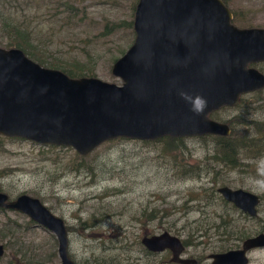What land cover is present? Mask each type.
Listing matches in <instances>:
<instances>
[{
    "label": "rangeland",
    "instance_id": "obj_1",
    "mask_svg": "<svg viewBox=\"0 0 264 264\" xmlns=\"http://www.w3.org/2000/svg\"><path fill=\"white\" fill-rule=\"evenodd\" d=\"M225 1L239 17L235 26L264 29V0ZM138 2L0 0V48L7 49L6 31L16 25L31 32L48 62L77 64L120 86L111 67L134 41ZM254 67L264 73V63ZM243 98L210 117L223 123L240 118L252 126L237 121L236 131H251L255 139V127L264 125V90ZM181 139L172 152L157 141L112 140L86 156L76 172L69 169L77 157L70 148L0 137V192L11 199L37 198L61 218L74 264H147L135 261L141 256L136 235L143 228L192 234L196 248L190 252L201 264H212L207 260L211 254L236 250L264 233V155L242 160L250 167L234 170L213 160V139ZM186 170H193L191 176ZM224 186L262 198L258 218L231 211L218 193ZM225 220L229 227L218 229ZM0 245L5 251L0 264H61L55 236L14 211L0 213ZM248 257L250 264H264V248L251 250Z\"/></svg>",
    "mask_w": 264,
    "mask_h": 264
},
{
    "label": "water",
    "instance_id": "obj_2",
    "mask_svg": "<svg viewBox=\"0 0 264 264\" xmlns=\"http://www.w3.org/2000/svg\"><path fill=\"white\" fill-rule=\"evenodd\" d=\"M233 20L223 0H139L134 41L111 67L120 86L95 77L72 79L20 49L0 48V136L70 148L81 157L116 139L229 137L230 125L210 116L264 90V73L254 67L264 63V29H242ZM181 91L208 101L203 115L191 111ZM218 193L250 217L258 216L256 194L229 187ZM0 208L53 234L60 263L74 264L64 221L40 200L22 194L8 202L0 193ZM143 245L153 252L178 247L176 262L197 264L179 259L184 247L169 233L146 238ZM257 248H264V233L245 240L242 249L210 258L213 264H249L248 252ZM4 253L0 245V258Z\"/></svg>",
    "mask_w": 264,
    "mask_h": 264
},
{
    "label": "trees",
    "instance_id": "obj_3",
    "mask_svg": "<svg viewBox=\"0 0 264 264\" xmlns=\"http://www.w3.org/2000/svg\"><path fill=\"white\" fill-rule=\"evenodd\" d=\"M224 2L226 3L225 0ZM234 19H237L239 21V17L237 16V14H234ZM6 33L7 36L5 40L6 41L5 47L7 49L16 48L22 50L29 59L33 60L42 67L46 66L49 69L59 70L63 72L65 75L69 76L70 78L95 77L93 72L89 71L87 68L79 67L77 64L73 66H68V65H58V63H54L52 61L48 62L46 60V57L42 54V52L33 44L31 38L32 34L27 30H24L16 25H10L8 26V30L6 31ZM243 97L241 98L240 103L244 102ZM237 121L238 123H241V125L248 124L247 122L241 120L240 118H235L234 120L228 122V124L232 129V133L229 137H220V136L208 137L214 140L215 156L213 157V160L218 164H223L234 170H237L241 167L249 168L250 166L248 164L245 163L242 164V160L246 161L248 159H255L257 155L261 154L260 153L261 151H264V146L256 145L255 139L251 137L253 136L252 134H249L248 132L245 131L241 133H238L236 131V125H238L236 124ZM248 125L252 126L250 124ZM7 139L13 140L14 138H7ZM157 142L165 144L164 149H166V152H172L179 148L178 145L180 143L182 144V139L166 137L157 140ZM44 147L54 148L51 146H44ZM244 153H248V156L247 155L244 156L245 155ZM76 156L77 157L69 165L70 167L69 169L70 170L74 169V171L79 172L80 169L84 167L82 161L84 160L85 157H80L79 155ZM192 172L193 170H186V175L191 176ZM212 198L213 197H210L209 199ZM153 219L154 218H151L150 220ZM228 227H229V223H227V221L225 220L223 221V224L221 226H218L217 228L227 229ZM245 237L246 236L243 235L242 237H239V239L243 240L245 239Z\"/></svg>",
    "mask_w": 264,
    "mask_h": 264
},
{
    "label": "flooded vegetation",
    "instance_id": "obj_4",
    "mask_svg": "<svg viewBox=\"0 0 264 264\" xmlns=\"http://www.w3.org/2000/svg\"><path fill=\"white\" fill-rule=\"evenodd\" d=\"M261 91H263V90H261ZM258 92H260V91H258ZM255 93H257V92H255ZM253 126H256V124H254ZM254 130L255 131L254 132L252 131V132L255 134L254 137H255L256 145L264 146V125H263L262 128H256L255 127ZM245 132H248L249 134H252L251 131H245ZM201 138H204V137H201ZM260 153H261V157H262L264 155V151H261ZM259 157H260V155L256 156V158H259ZM219 195L221 196L224 204L227 205V207L231 211L243 213V215L248 216L249 218H254V219L258 218L259 212H258V216L257 217H250L248 214H246L243 211H241L240 209H238L234 204L226 201L222 197L221 194H219ZM14 200L15 199H11L8 196V202H11V201H14ZM262 202H263V200H262V198H260V204H259L258 208L262 205ZM5 211H7V209L0 208V213H4ZM23 216H25V215H23ZM142 231H144V232H142ZM142 231H141L143 233L142 235H136V239H138V241H136V245L139 246L140 253H141V256L139 255L140 258H136V259H138V260H135L136 262H139V261H142V260H146L147 264H182V263L176 262V260H175L176 259V252L178 250V247H175L174 249L167 248V249H165L164 251H161V252H153V251L149 250L148 248H146V246L143 245V240L146 239V238H151V237H155V236H160V235H162L164 233H169L171 236L179 238L181 240V243H182L183 247H184L182 253L179 255V259H182V260H194V261L197 262V264H201L202 261L199 260V259H196L194 257V255L192 254V252H190L191 249L196 248L195 237L192 234H189L187 237H184V235H181L180 233H173V232L167 231V230L158 231L156 229L155 232H149V230L143 228ZM242 247H243V244L241 245L240 248H238L236 250L242 249ZM179 250H180V248H179ZM229 251H232V250H229ZM226 252H228V251H226ZM223 253H225V252H223ZM216 254H218V253H216ZM211 255H213V254H211ZM210 256L207 258V260L211 261V263L213 264V261L210 258Z\"/></svg>",
    "mask_w": 264,
    "mask_h": 264
},
{
    "label": "clouds",
    "instance_id": "obj_5",
    "mask_svg": "<svg viewBox=\"0 0 264 264\" xmlns=\"http://www.w3.org/2000/svg\"><path fill=\"white\" fill-rule=\"evenodd\" d=\"M181 98L191 105V111L195 115H203L208 106V101L201 95L192 96L191 94L181 91Z\"/></svg>",
    "mask_w": 264,
    "mask_h": 264
},
{
    "label": "bare ground",
    "instance_id": "obj_6",
    "mask_svg": "<svg viewBox=\"0 0 264 264\" xmlns=\"http://www.w3.org/2000/svg\"><path fill=\"white\" fill-rule=\"evenodd\" d=\"M68 77H69V76H68ZM69 78H70V77H69ZM72 79H78V78H72ZM0 193H2V192H0ZM7 211H11V210H8V209H7ZM73 263H74V262H73Z\"/></svg>",
    "mask_w": 264,
    "mask_h": 264
}]
</instances>
